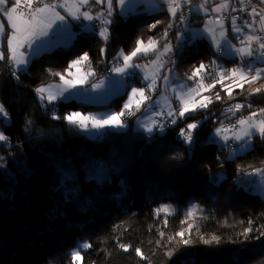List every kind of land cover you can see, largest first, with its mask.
Wrapping results in <instances>:
<instances>
[{
  "label": "trees",
  "instance_id": "trees-1",
  "mask_svg": "<svg viewBox=\"0 0 264 264\" xmlns=\"http://www.w3.org/2000/svg\"><path fill=\"white\" fill-rule=\"evenodd\" d=\"M115 8L106 43L75 23L72 42L34 56L27 71H17L19 79L11 75L7 59L0 61V104L10 119L7 125L0 123L9 138L0 142V156H13L7 165L0 164V264H72L70 250L81 242L92 245L81 250L82 264H264V237L255 239L264 232V196L253 188L257 177L248 178L255 169L264 170V139L253 136L251 147L233 156L222 145L209 142L215 127L211 117L223 105L234 99L264 105V78L246 83L230 77L201 90L200 95L212 101L207 108L187 113L186 119L169 125L163 134L154 132L151 138L131 124L124 130L88 136L65 121L53 120L52 106L47 111L41 107L35 88L59 79L49 70L64 73L70 60L84 52L90 61L84 65L95 77L108 74L117 64V52L130 53L137 39L159 40L170 21L174 27L168 40L174 46L181 43L175 39L182 30L177 24L179 13L176 19L166 8L121 15ZM156 20L162 23L150 31ZM174 54L178 76L189 83L193 80L187 77L202 61L208 64L216 59L221 66L222 60L224 70L235 67L233 58L218 56L204 38ZM211 72L214 78L203 79L205 85L220 79L215 70ZM255 88L261 91L250 95ZM111 102L100 108H115ZM53 104L59 116L97 108L75 99ZM197 121L195 143L185 151L187 146L177 134ZM101 166L105 179L98 183L92 177ZM217 176L222 179L212 183L210 177ZM164 206L169 212L157 213ZM246 228L252 229L250 239L242 235ZM180 232L192 241L189 246L180 243L176 235ZM201 236H217L219 243L205 245ZM137 248L142 257L136 255ZM169 251L174 253L171 257Z\"/></svg>",
  "mask_w": 264,
  "mask_h": 264
},
{
  "label": "snow or ice",
  "instance_id": "snow-or-ice-1",
  "mask_svg": "<svg viewBox=\"0 0 264 264\" xmlns=\"http://www.w3.org/2000/svg\"><path fill=\"white\" fill-rule=\"evenodd\" d=\"M128 3V0H63V2H52L45 3L44 0H0V14L4 18L7 19L8 26L11 31L6 32L5 25L2 21H0V38H3L5 35L7 36V55L3 51H0V61L7 59L10 65L13 66V70L11 72L12 76H15L19 79L17 75V71L25 72L27 71L26 66L29 62L28 54L24 51H21L25 46L29 49H33V52L39 50L40 45L36 44V41L40 40L41 37H46L49 35V30L52 29L53 25L56 24L57 21L60 22L65 29L68 28L66 23L65 16L61 15L56 9L59 7L68 12V15L71 16L75 20H80L81 17L84 20L92 21L98 20L100 22L101 27L98 32L92 25H85L84 27L98 34V36L106 43L111 36L109 31V25H111L112 20L110 19L113 15L114 5L120 8H124ZM261 4H264V0H260ZM11 4L10 7L8 5ZM90 4L95 5H106V9H101L96 12L95 15L91 13L90 10L81 11L82 8L87 9ZM162 4L166 5L167 13L173 18L176 19L178 15V11H180L184 6H189V11H195L197 14L200 12L207 13L206 5L208 4V0H203L202 3L198 5H193V0H162ZM227 3H220L211 8V12L216 13L220 12L222 9H227ZM163 10V9H161ZM236 9H233L235 11ZM123 14V13H122ZM253 16H259L261 23H264V14H261L257 10V8H252ZM186 21V17L183 12L179 14V22L184 24ZM233 25H235L236 17H232ZM162 21L156 20L155 23L149 25V30H153L157 28V25L161 24ZM212 20L209 17L205 22V28L203 29V33L207 35L204 36V39L209 40L210 47L214 48L217 53H220L222 49H227L228 51L234 53L236 56L240 58V63L230 69L224 70L221 66L217 65L216 59L211 60L208 64H205L203 61L196 67L191 76H188V80H193L197 83V87H191L186 84H178V86L173 87L174 83H177L175 79L170 75L172 69H169L167 73L160 75V69L165 66V63H172L175 65L176 60L169 56L170 53L179 52L184 43L188 41L185 40L184 33H177L175 35V39L178 42L177 45H173L170 40H168V36L170 30L174 27V24L170 21L167 27L164 29L163 36L160 37L159 40L152 39L151 37L148 39L147 44L145 45L144 41L141 39H137L135 48L130 52L125 54L124 50L121 49L119 53H117V57H121L123 59V65L120 67H115L113 69L114 72L122 75H135L134 72H128V69H147L150 66H155L154 71L151 73H145L143 79L145 81H149L145 84L144 87L136 88L133 87L131 93L129 94V99L123 105V108L119 112H113L110 114H106L103 116H97L92 114H82L78 111H73L67 113L63 116H59L54 111L53 102L58 100L60 97L64 96L65 92L69 93V97L73 95L70 91L72 88H77L82 86L87 80L88 76L94 75V72L89 67V70L74 79H66L64 73H67L68 76H72V69H77L80 71V68L84 65V62H89V53L84 52L82 55L78 56L76 59L69 62L67 68L64 69V73L61 72H52L50 74L53 76H59L60 80L63 81L64 86L60 85H46L36 88L34 91L39 97L41 101V107H44L49 110L48 106H52V115L51 118L53 120H62L67 122L69 126H74L75 128L80 129L81 131L87 132L89 131V126L93 130H101L106 128L111 129H123L126 127L125 122L122 120V117L125 115L131 116L134 115V112L131 110L133 107V102H135L136 110L139 111L141 109V105L145 103V101L151 100L150 95H146V92H152L157 90V79L160 78L163 82L168 85L172 92L175 95V99L179 101V108L173 107L171 103L168 104L167 111H155V108L158 105H153L152 115L156 117H161L162 119L156 120L151 117L146 118L147 122L139 125L145 132L149 134H153L158 131L160 134H163L165 128L169 125H176L178 119H186V114L189 112L196 111L197 108H207L208 104L212 101L207 96H202L200 100H195V96L200 95L201 90H210L215 86V83H220L225 79L230 77L235 78L239 75L240 80L245 81L246 83H253L261 78H264V67H256L253 69L252 61H256L262 65H264V40L261 37L255 35H247L246 38L237 37L240 47H236L233 45H229L226 32L223 30V22L218 21L221 31L219 33L216 32L215 28H210L207 25L211 24ZM255 23V20H253ZM246 27L251 28L252 24L246 25ZM186 31H188L186 29ZM232 31L241 32L242 29L239 27H233ZM203 34L200 32L192 33L190 40L196 39L198 36H202ZM257 41L259 51L256 52L253 49V42ZM162 43V47L158 48V45ZM35 46V47H34ZM101 53L105 52L104 48L100 49ZM139 54H143L145 56L149 54L155 55V60H150L148 64L141 66L140 64L133 63V58L138 57ZM165 57H168V60L165 61ZM245 58H252V60H246ZM210 70H215L216 74L220 77L219 80L213 81L212 84L205 85L204 80H196L198 76L202 72L211 74ZM254 72V74H252ZM99 84L92 85L93 89L98 88ZM242 87V85H238ZM264 87V86H262ZM261 88H255L250 93V95H254L255 93H259ZM229 96L232 95L231 87L228 88ZM139 96V99H135ZM67 98V97H66ZM47 100V105L43 102ZM216 99H221L220 93L216 94ZM194 101V102H193ZM245 105L240 103H236L234 106L229 107L226 111L231 112L235 115L240 109L244 108ZM247 107L251 108V105H247ZM127 110V111H126ZM258 116H264V108L259 109L258 112H252L248 117L241 118L236 121L235 124H231L229 127H225L223 122H221V127L215 130V136L221 137L225 144L221 147H228L227 141L230 139L227 134L229 131L233 132L232 139L236 141H243L242 144L237 146L236 151H244L247 147L250 146V140L253 136V132L251 130H255L258 132L262 139H264V119H254ZM0 123L3 125H7L9 123V114L5 109L3 104H0ZM27 125H31L32 121L28 120L26 122ZM200 122L197 121L195 123H187L186 128H180L177 139L182 145H186L185 151H191V146L195 143V134L194 130L198 128ZM239 125V130H236V126ZM26 132L29 131V128L26 126L24 129ZM248 139H245V138ZM151 138V135H150ZM9 138L2 131H0V142L7 141ZM210 143H218L214 138L209 140ZM235 153H233L234 155ZM2 159V158H0ZM219 159V157H217ZM257 174L264 176V170L255 169ZM251 174V173H249ZM98 183H102L105 179L103 175L102 166L97 170V174L95 177ZM222 177H210L212 183H219ZM195 208V205L192 206ZM157 213L163 211L165 213L169 212V208L164 206L160 209L156 210ZM189 216L193 215V211L190 209L188 212ZM191 225H189V229H191ZM252 231L250 228H246L242 235L245 239H250L248 233ZM163 235V233L161 234ZM181 238L180 243L185 247L189 246L192 241L190 239H184V233L180 232L176 234ZM264 237V232H261L259 236L255 237V239H260ZM170 240L174 238H169ZM203 244L208 245L213 242L219 243V237L212 236L210 239H205L203 236L200 237ZM92 245L89 242H84L78 246L77 249H74L69 255L71 256L72 264H82L83 257L81 255V250L88 249ZM120 247L124 251H128L129 247L127 245L121 244ZM173 251H169L167 255L171 257L173 255ZM136 255L142 257L141 250L139 248L136 249Z\"/></svg>",
  "mask_w": 264,
  "mask_h": 264
},
{
  "label": "rangeland",
  "instance_id": "rangeland-1",
  "mask_svg": "<svg viewBox=\"0 0 264 264\" xmlns=\"http://www.w3.org/2000/svg\"><path fill=\"white\" fill-rule=\"evenodd\" d=\"M136 1L138 2L137 4H141L138 7V9H130L136 3H134L133 0H128V3L125 5V7L123 9L119 7L121 10L120 13L121 14L123 13L122 15H126L128 13H133V12H138V11L154 12V10H157L158 8L163 9L161 6H159L158 1H156V0H135V2ZM202 2H203V0H200L199 4ZM220 3H227L228 8H229L231 1L230 0H214V1L208 0V4L206 5V8L208 9L207 13H205L203 11L200 12L199 14L201 17L199 20H198L197 16H191V14H188L186 16V21L184 24H181L182 30L179 32V33L185 34V40L188 41L186 44H190L193 41H195L196 39L203 38L204 36L207 35L206 33H203V29L205 28V22L209 17L211 18L212 23L208 24L207 26L210 28H215L217 33H219V31H221V28H220L218 21L223 22V30L226 32L229 45L236 46L237 37L246 38V36L249 34L254 35V29L246 27L243 23L244 20L236 18L235 25H233L232 17L225 18L224 14L228 11V8L222 9L220 12H216V13L211 12V8L216 6L217 4H220ZM101 6H100V10L106 9V5H103L102 7ZM127 8H129V10H132V11L131 12L126 11V10H128ZM193 12L196 13L195 11H193ZM82 23L84 24V26L85 25L96 26L97 32H98L99 28L101 27L100 22L99 21L97 22V20L88 21V20L83 19ZM262 25L263 26H261V30L264 31V23H262ZM234 26L241 28L242 31L239 33L232 31ZM186 29L188 31H186ZM84 30H87V29H84ZM194 32H200L203 35L198 36L194 40H190L189 38L191 37L192 33H194ZM206 40L209 42L208 39H206ZM181 43H183V42H181ZM253 43H255V41ZM146 44L147 43H145V45ZM159 47H162V45L160 46V44H159L158 48ZM120 51L121 50H119L117 53H119ZM125 54H127V53H125ZM216 54L218 56L225 57V58H233L235 61V67L240 63V58L238 56H236L234 53L228 51L227 49H222L220 53L216 52ZM142 55L143 54H139L138 57L133 58V63L140 64L141 66H143L145 64H148L150 60H154L153 58H146V60H144V59L140 58ZM149 55H153V54H149ZM76 58L77 57L72 58L70 61H72ZM139 59H141V60H139ZM115 61L117 64H115V66L112 67L111 71L108 74H103V75L95 76V77L93 75L88 76L87 80L85 81V83L82 86L70 89V91L73 93V95H71L69 97V93L65 92L63 97H60L58 100L54 101L53 103H56L58 101H65V100H69V99H75V100L81 101V102L89 104V105H91V104L97 105V108L89 106L88 109L83 108V109L71 110L68 113L73 112V111H78V112H81L82 114H85V115L92 114V115H97V116H103V115L110 114L113 112H119L123 108V105L125 104V102L128 101L129 94L131 93L132 88L133 87H136V88L144 87L145 84L149 82V81H145L143 79L144 74L146 72L151 73L152 71H154L155 66H150L149 68L143 69V70L140 68L128 69L127 70L128 72H134L136 74L135 75H122V74H118V73L114 72L113 69L115 67L122 66L123 65V59L121 57H117V54H116ZM252 63H254L255 65L259 64L258 62L254 61V60L252 61ZM220 64H221V67L223 68L224 64H223L222 60H221ZM27 65L22 66V67H27ZM164 68H165V66H164ZM164 68L160 69V75L161 76L163 74H165V72L167 73L168 70L170 69L169 67L167 69H164ZM88 70H89V67H87L86 65H83L80 68L79 72L77 71V69L74 68L71 70L73 75L68 76L66 74L65 78L66 79H74V78H76L82 74H85ZM136 76H138V77H136ZM237 76L239 77V75H237ZM173 78L177 82V83H174L172 85L173 87L178 86V84H186V85L191 86V87H196V85L194 83H189L187 80L182 79L179 76L173 77ZM49 84L64 86L63 81H61L59 78L58 80H55V81L42 83L38 87L46 86ZM94 84H99L100 86L96 89H93L92 85H94ZM38 87H36V88H38ZM146 95H150L152 99L149 101H145V103L141 105V109L139 111L136 110L135 102H133V107L131 110L133 112H137V114L134 116V118H130V116H128V115H125L124 117H122V120L126 124L125 128H123V129L106 128V129H101V130L97 131V130L91 129V127L89 126V131H87V132L82 131V132L88 136H96V135L102 134L103 132H105L106 130H109V129L110 130L127 129V128H129V124H131V127L133 130H141V131L145 132L142 128L139 127V125L142 123H146L147 122L146 118H148V117H151L152 119L156 118V116L152 115L153 105H158V107L155 108V111H162V112L167 111V107H168L169 103H171L173 107L176 104L178 106H180L179 101H177L175 99V95L172 92L171 88L168 85H166L163 82V80L160 78L157 79V90L152 91V92H146ZM202 96H204V95L201 94V95L195 96V100H197V101L200 100ZM38 99H39V97H38ZM135 99H139V96H137ZM110 100L112 101L111 103L115 105V108H107V109L106 108H100L101 105L107 104ZM39 102L41 103L40 100H39ZM43 103L46 104L47 100L45 99V101ZM250 114L251 113L243 115V116L239 117L238 120L241 118L248 117ZM124 118H125V120H124ZM128 118H130V119L127 121ZM254 119H256V118H254ZM9 121H10V119H9ZM239 128H240V126L238 125V130H239ZM216 129H217V127H214V129L211 133V139L214 138L215 140L218 141L217 144L224 145L225 141L221 137L215 136V130ZM0 131H1V126H0ZM251 131L253 132V136L260 135L254 129ZM253 136H252V138H253ZM252 138L250 140V146L247 147L244 151L248 150L251 147ZM245 139H248V138L246 137ZM2 142H5V141H2ZM233 143H234V145L232 148H229V146L225 147L226 149L229 150L230 156H233V153H235L234 155H237V154H241L244 152V151H236L237 146L242 144L243 141H236L233 139ZM0 158H2V159H0V164L1 165H7L8 158L13 159V156L10 155L9 153H7L5 155L3 154L2 156H0ZM15 162H17V160H15ZM252 177H257L256 181L254 182L253 188L258 190L264 196V176H261L255 172V173H252L250 176H248V178H250V179ZM82 243H84V242L76 244L74 246V248H72L70 250V253L74 249H77L78 246Z\"/></svg>",
  "mask_w": 264,
  "mask_h": 264
},
{
  "label": "built area",
  "instance_id": "built-area-1",
  "mask_svg": "<svg viewBox=\"0 0 264 264\" xmlns=\"http://www.w3.org/2000/svg\"><path fill=\"white\" fill-rule=\"evenodd\" d=\"M199 1L200 0H193V5H198ZM161 5H162V7L166 8V5L162 4V0H161ZM253 7L257 8V10L259 12H261V14H264V4H261L260 0H237L232 5V7L224 14V16H225V18L236 17L237 19H242V20H244L243 23L245 26L248 24H252L251 28L254 29V35L259 36L262 38V40H264V31L261 30V26H263V25L259 19V16H253L251 14ZM233 9H236V10L233 11ZM180 12H183L185 17L191 13L189 11V6H184L180 11H178L179 14H180ZM253 20H255V23H253ZM258 43L259 42L255 41V43L252 44L253 49L256 52L259 51ZM240 46L241 45L239 44L238 39H236V47H240ZM169 56H171L173 59L176 60V56L174 53H170ZM167 60H168V57H165V61H167ZM246 60H252V58H246ZM252 66H253V69H255L256 67H264V65H262L260 63L257 65L252 63ZM168 67L170 69H172L170 75L172 77H178V73L176 71L175 65H173L172 63H165V69H167ZM211 71L212 70H210V72ZM252 74H254V72ZM136 77H138V76H136ZM206 77L214 78L212 75V72H211V74L202 72L200 74V76H198L196 78V80L205 79ZM193 83L196 85V87L198 86L195 81H193ZM236 103H240L242 105H245V107L240 109L235 115H233L231 112L226 111V109H228L231 106H234ZM249 104L251 105V108L247 107V105H249ZM262 108H264V105H254L253 103H251L249 101H245L243 99H234V100L228 102L227 104L223 105L221 107L220 112L217 115H214L213 117H211V123L214 124L215 127H217V128L221 127V122H223V125L225 127H229L231 124H235L239 117L246 115L248 113L258 112V110L262 109ZM255 118L256 119H264V116H258ZM155 119L160 120L162 118L156 117ZM178 121H180V119H178L177 122ZM236 130H238V125L236 126ZM227 134L230 137V139L227 141V144L229 145V148H232L234 145L233 139L231 138L233 135V132L229 131ZM150 135L151 134H147V137L149 138Z\"/></svg>",
  "mask_w": 264,
  "mask_h": 264
},
{
  "label": "crops",
  "instance_id": "crops-1",
  "mask_svg": "<svg viewBox=\"0 0 264 264\" xmlns=\"http://www.w3.org/2000/svg\"><path fill=\"white\" fill-rule=\"evenodd\" d=\"M156 1H158L159 6L162 7L161 0H156ZM230 1H231V4H230L228 10L232 7V5L237 0H230ZM13 2H14V0H13ZM44 2L45 3H52V2H54V0H44ZM55 2L59 3V2H63V0H55ZM133 2L136 3V4H134V6H132V8H130V9H138V7L141 4H137L138 2L137 1L135 2V0H133ZM69 3H71V0H69ZM10 6H11V4L8 5V7H10ZM100 6L101 5L90 4L87 9L82 8L81 11L90 10L91 13H93V15H94L96 12H98L100 10ZM162 8H164V7H162ZM127 9L128 10H126V11H128V12L132 11V10H129V8H127ZM160 9L161 8H158L157 10H160ZM115 10L119 14H121L120 13L121 10H120V8L118 6H116ZM157 10H154V11H157ZM56 11H58L61 15L65 16L68 28L65 29L62 25H60V22L57 21L56 24L53 25L52 29L49 30V35L48 36L41 37L40 40L36 41V44L40 45V48H39L38 51H36L34 53L33 49H29V48H27V46H25L23 49H21V51H24V52H26L28 54L29 61L34 56L39 55L40 53H42L44 51L53 49V48H55L57 46H65V45L70 44L72 42V40L74 39L75 34H76V29L74 28L75 23H78V27L80 28V30L86 29L84 27V24L82 23L83 22V18L82 17H81L80 20H74L71 16L68 15V12H66L64 9H61V8L58 7L56 9ZM0 21H2L3 24L5 25L6 32H10L11 29L8 26L7 19L4 18L2 16V14H0ZM97 22H98V20H97ZM177 24L181 25V23L179 21L177 22ZM92 26H94V25H92ZM94 27L96 29V26H94ZM145 43H147V42H145ZM161 45H162V42H161L160 46ZM0 51H3L5 53V55H7V36L6 35L3 38H0ZM140 58H142L144 60H146V58H153L155 60V56L154 55H147V56L142 55ZM139 60H141V59H139ZM12 70H13V68H12ZM174 107L179 108V106L177 104ZM136 114H137V112L135 113V115Z\"/></svg>",
  "mask_w": 264,
  "mask_h": 264
}]
</instances>
